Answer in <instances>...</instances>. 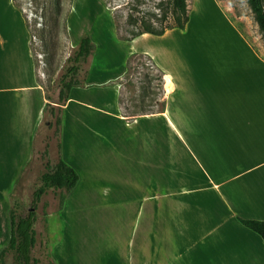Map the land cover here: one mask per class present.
Returning a JSON list of instances; mask_svg holds the SVG:
<instances>
[{
  "label": "crops",
  "instance_id": "1",
  "mask_svg": "<svg viewBox=\"0 0 264 264\" xmlns=\"http://www.w3.org/2000/svg\"><path fill=\"white\" fill-rule=\"evenodd\" d=\"M97 35L85 86L65 104L61 156L79 175L73 191L113 200V264H264V241L238 220L264 221L259 37L218 0H194L184 29L121 40L110 25ZM134 52L160 67L164 107L124 116L119 79ZM21 53L0 61L1 184L4 140L27 110L45 106L32 56Z\"/></svg>",
  "mask_w": 264,
  "mask_h": 264
},
{
  "label": "rangeland",
  "instance_id": "2",
  "mask_svg": "<svg viewBox=\"0 0 264 264\" xmlns=\"http://www.w3.org/2000/svg\"><path fill=\"white\" fill-rule=\"evenodd\" d=\"M80 1L78 10L70 13L74 0H0V61L23 59L21 52L28 50L36 80L45 94L42 111L37 114L33 107L27 110L20 126L10 131L9 140H4V165L10 167V175L5 184L0 182V249L9 237L8 211L12 201L19 200L25 211L30 209L40 175L47 164L52 167L57 161L60 136L54 134V116L47 111L46 103L48 97L55 96L59 75L81 33L88 32L95 44L98 32L110 25L115 27L119 39H130L142 30V25L159 30L172 23L170 0ZM186 1L189 15L194 0ZM218 1L240 31L259 37L261 47L252 43L264 53V36L255 26L247 0ZM163 14L165 19L161 20ZM91 58L84 65L87 72ZM80 79L85 86L83 75ZM119 83L118 105L123 115L163 109L162 74L150 55H128ZM35 97L37 101L32 105L37 108V93ZM1 168L0 176L5 177L8 173L1 172ZM71 192L48 189L37 204L36 243L32 251L37 264H47V258L57 262V256L66 264H113V200H85L84 194ZM5 262L12 264L11 254L6 255Z\"/></svg>",
  "mask_w": 264,
  "mask_h": 264
},
{
  "label": "trees",
  "instance_id": "3",
  "mask_svg": "<svg viewBox=\"0 0 264 264\" xmlns=\"http://www.w3.org/2000/svg\"><path fill=\"white\" fill-rule=\"evenodd\" d=\"M172 23L161 27L159 30L150 25H142V30L133 34L135 38L143 33L161 35L166 30L172 28L184 29L189 20L188 7L186 0H170ZM247 4L252 12L253 18L262 36H264V0H247ZM165 14L161 20L165 19ZM123 40H130L120 38ZM96 45L92 42L88 32L83 31L76 41L72 52L68 57V64L63 68L57 82V91L53 98H47V111L54 116L52 124L54 134H59L58 158L55 164L50 167L46 165V170L40 175L39 183L32 193L31 208L24 210L19 200H13L8 211L9 237L4 247L0 249V264H6L7 254L12 256V264H37L38 259L32 255L36 243L35 224L38 218L36 213L37 204L41 196L48 190H62L64 193L71 192L78 183L79 175L72 166L67 164L61 156L62 135L65 117V104L69 98L73 87H84L80 79L86 80L87 69L84 65L88 63L93 55ZM131 55V54H130ZM162 110V109H161ZM151 113V112H147ZM126 116V115H124ZM61 204L63 200L61 198ZM238 220L250 230L257 233L264 241V221L258 219ZM47 264H57L52 258H47Z\"/></svg>",
  "mask_w": 264,
  "mask_h": 264
}]
</instances>
